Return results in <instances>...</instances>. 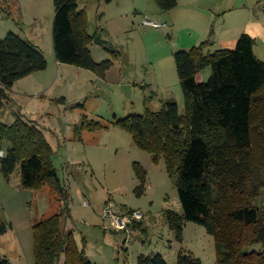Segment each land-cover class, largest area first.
Returning a JSON list of instances; mask_svg holds the SVG:
<instances>
[{
	"label": "rangeland",
	"instance_id": "rangeland-1",
	"mask_svg": "<svg viewBox=\"0 0 264 264\" xmlns=\"http://www.w3.org/2000/svg\"><path fill=\"white\" fill-rule=\"evenodd\" d=\"M79 9L86 13L88 34L104 42L90 45L93 60L114 64L105 78L57 62L54 0H19L18 7L0 11V39L16 34L41 52L48 63L45 71L15 83L14 103L0 113V125L15 121L13 111L21 112L27 121H37L69 190L71 218L64 221L65 229L73 232L79 248H85L93 264H138L139 256L156 254L168 264H178L181 252L193 254L202 264H218L216 242L206 227L186 221L181 240L170 227L165 212L172 210L183 216V210L165 162L154 164L150 154L135 146L129 132L112 124L115 117L145 114L147 102L155 111L166 102H175L180 113L185 112L174 57L179 34L169 26L159 29L143 23L148 19L164 25L170 13L161 11L151 0H137L136 4L134 0H80ZM255 41L264 59V38ZM210 42V53L233 50L237 44L229 48L222 46L227 45L224 41L219 45ZM210 75V68L203 70L200 82L206 83ZM83 117L109 129L77 134L75 127ZM9 149L7 142L0 148V223L11 226L6 234L0 233V259L6 258L11 264H35L33 228L61 213L64 204L53 198L48 186L24 188L20 167L6 178L1 173V158ZM134 163L148 172L141 196L135 192L140 182ZM108 203L121 216L142 213V226L136 221L126 230L116 229L102 218ZM255 206L264 209V189Z\"/></svg>",
	"mask_w": 264,
	"mask_h": 264
},
{
	"label": "trees",
	"instance_id": "trees-1",
	"mask_svg": "<svg viewBox=\"0 0 264 264\" xmlns=\"http://www.w3.org/2000/svg\"><path fill=\"white\" fill-rule=\"evenodd\" d=\"M80 0H54L53 46L57 62L87 69L105 78L113 67L110 60L96 63L90 45L104 42L87 31V18ZM170 12L178 0H152ZM0 11H6L0 2ZM256 41L242 35L233 50L210 53V41L175 53L178 77L184 94L185 112L175 102L158 111L115 118V125L129 132L136 147L164 161L177 189L183 216L167 210L170 227L182 239L186 221L206 227L214 236L218 264H264V209L255 206L264 189V62L255 55ZM44 55L30 43L10 33L0 39V113L10 108L15 83L45 71ZM210 68L206 83L201 72ZM84 107V105H82ZM14 113L11 125H0V148L10 149L1 158V173L10 178L20 167L26 189L48 186L53 198L64 204L61 213L40 223L34 230L35 264H93L85 248L80 249L64 221L71 218L69 190L54 165V150L36 121ZM109 129L83 117L75 132ZM145 193L147 170L133 165ZM139 227L142 225L139 224ZM7 223H0L6 234ZM85 241V240H84ZM260 245V250L254 249ZM0 264H11L6 258ZM138 264H168L160 254L141 255ZM178 264H202L193 254L181 252Z\"/></svg>",
	"mask_w": 264,
	"mask_h": 264
},
{
	"label": "crops",
	"instance_id": "crops-1",
	"mask_svg": "<svg viewBox=\"0 0 264 264\" xmlns=\"http://www.w3.org/2000/svg\"><path fill=\"white\" fill-rule=\"evenodd\" d=\"M0 2L4 3L8 10L13 6L18 7L19 0ZM134 2L136 4L137 0ZM135 10L138 12L137 7ZM168 13L170 14H167L164 26L171 27L179 34L177 52L190 50L208 40L214 41V44L217 41L218 45L224 41L227 45L222 46L233 48L244 34L255 40L264 38V0H178L177 7ZM146 21L149 20L144 19L143 23L148 25ZM259 51L261 52V48L256 43L255 55L264 61L262 54H258ZM200 76L201 74L199 81ZM147 103L151 109V105Z\"/></svg>",
	"mask_w": 264,
	"mask_h": 264
},
{
	"label": "built area",
	"instance_id": "built-area-1",
	"mask_svg": "<svg viewBox=\"0 0 264 264\" xmlns=\"http://www.w3.org/2000/svg\"><path fill=\"white\" fill-rule=\"evenodd\" d=\"M146 24L154 27V28H162L164 25L153 22V21H146ZM85 204L88 205V202L85 201ZM102 218L106 221H111L112 225L116 229L120 230H126L127 226L130 225L132 222L140 223V221L143 219V214L140 212H129L126 216H121L118 213L115 212L113 209V206L111 203H108L105 205L103 212H102Z\"/></svg>",
	"mask_w": 264,
	"mask_h": 264
}]
</instances>
